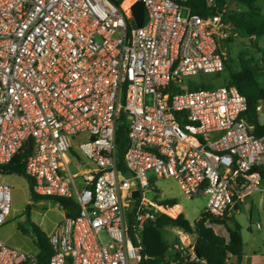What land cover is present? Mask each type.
<instances>
[{
  "label": "built area",
  "instance_id": "2783aa9c",
  "mask_svg": "<svg viewBox=\"0 0 264 264\" xmlns=\"http://www.w3.org/2000/svg\"><path fill=\"white\" fill-rule=\"evenodd\" d=\"M192 1L0 0V175L27 152L34 195L64 209L49 264H141L146 227L185 218L180 203L148 198L160 179L187 199L207 196L203 215L219 220L264 192V134L247 98L227 84L192 88L225 72L228 6L204 0L214 11L202 15ZM12 194L0 182V229ZM164 228L174 233L164 264L198 262L196 234ZM0 264H38L37 254L0 237Z\"/></svg>",
  "mask_w": 264,
  "mask_h": 264
},
{
  "label": "trees",
  "instance_id": "16d2710c",
  "mask_svg": "<svg viewBox=\"0 0 264 264\" xmlns=\"http://www.w3.org/2000/svg\"><path fill=\"white\" fill-rule=\"evenodd\" d=\"M244 2L247 11L244 13H227L225 19L232 28L243 38L261 39L264 38V11L255 5V0H240ZM226 4L225 0H217L219 8ZM193 10L195 13L207 15L214 9L207 8L204 0H193ZM231 41V38L228 39ZM230 54V52H229ZM239 69L231 70L230 65L226 61V69L228 71V79L225 84L236 86L238 90L247 98L249 104V118L257 127L259 134H264V124L260 123V116L257 111L261 101H264V87L258 81L255 71L251 66L250 60L246 59L242 54L237 59ZM205 80V79H204ZM213 84L203 83L201 86L193 85V89L212 88ZM118 148V166L123 169V154L127 143V133L125 127L119 126L116 136ZM27 152L20 153L11 164L3 167V175H15L24 177L29 184V191L32 200L38 201L39 198L32 191V181L25 173V165ZM262 180H264V166L256 168ZM170 201V200H169ZM62 206L69 204L66 200H59ZM174 202V201H171ZM32 206L26 208L27 216L24 223L18 225V230L24 235H30L34 245L38 248L37 260L38 264H49L53 255V249L49 241L48 235L30 219ZM131 218V213L128 214ZM227 220H219L211 218L208 215L202 217L192 225L187 219L181 217L177 220L160 219L157 225H149L143 234V258L141 264H164V258L169 251V246L162 239L161 229L164 226L172 225L174 227L183 228L196 234V256L198 262L191 264H225L229 256L236 259L235 264H243L244 261V240L241 233V226L238 222L233 221L232 226L228 225ZM211 225L225 226L228 232V239L215 232Z\"/></svg>",
  "mask_w": 264,
  "mask_h": 264
},
{
  "label": "rangeland",
  "instance_id": "374dc122",
  "mask_svg": "<svg viewBox=\"0 0 264 264\" xmlns=\"http://www.w3.org/2000/svg\"><path fill=\"white\" fill-rule=\"evenodd\" d=\"M225 1L229 13H244L247 11L246 5L240 0ZM255 5L264 11V0H255ZM230 33L232 35L231 41H224L222 48L227 52V62L231 70L236 71L240 68L237 59L242 54L246 59L250 60L258 81L264 87V38H243L232 27ZM228 76V71L225 70L221 74L206 76V81L208 84L219 87L225 84ZM199 79L200 77H197L196 80ZM257 111L260 116V123L264 124V101L260 102ZM81 159L84 162H88L87 158L82 155ZM0 182L8 183L13 189L12 212L7 224L0 229L1 239L11 246L37 254L38 248L34 245L32 237L24 235L18 230V225L26 221L27 206H32L30 212L31 221L38 225L47 235H50L55 226L63 219L64 209L55 200H32L28 181L24 177L1 174ZM156 185L158 191L150 192L148 198L180 203L184 207V217L192 224L204 214L208 202L207 196L201 195L191 200L187 199L174 179H160L156 182ZM261 188L264 189V180H261ZM233 221L238 222L241 226L244 240L243 264H264V192H256L249 196L241 204L239 212L234 213L233 217L228 221V225L232 226ZM258 224H261L262 228H257ZM212 227L219 233L226 231L225 226L213 225ZM161 235L164 243L171 246L174 241V233L169 228H163L161 229Z\"/></svg>",
  "mask_w": 264,
  "mask_h": 264
},
{
  "label": "water",
  "instance_id": "95a60500",
  "mask_svg": "<svg viewBox=\"0 0 264 264\" xmlns=\"http://www.w3.org/2000/svg\"><path fill=\"white\" fill-rule=\"evenodd\" d=\"M133 13L137 19L138 25L142 26L143 21H144V5H143V3H141V2L136 3L133 7ZM134 197H138L137 192L134 193ZM66 211L71 213V214H74V215L78 214V209L73 205H67Z\"/></svg>",
  "mask_w": 264,
  "mask_h": 264
},
{
  "label": "crops",
  "instance_id": "0c3cea01",
  "mask_svg": "<svg viewBox=\"0 0 264 264\" xmlns=\"http://www.w3.org/2000/svg\"><path fill=\"white\" fill-rule=\"evenodd\" d=\"M240 206L241 205H239L238 206V212H239V210H240ZM237 212V213H238ZM211 226H213V225H211ZM220 227H223V226H220ZM215 230V229H214ZM216 231V230H215ZM217 232V234H219V235H221V236H224V237H226L227 239H228V237H229V235H228V232H227V229H226V231H222L221 233H219L218 231H216ZM6 242V241H5ZM254 253H256V252H254ZM235 261V260H234Z\"/></svg>",
  "mask_w": 264,
  "mask_h": 264
},
{
  "label": "bare ground",
  "instance_id": "6f19581e",
  "mask_svg": "<svg viewBox=\"0 0 264 264\" xmlns=\"http://www.w3.org/2000/svg\"><path fill=\"white\" fill-rule=\"evenodd\" d=\"M129 3H130V2L126 3V5L129 4Z\"/></svg>",
  "mask_w": 264,
  "mask_h": 264
}]
</instances>
